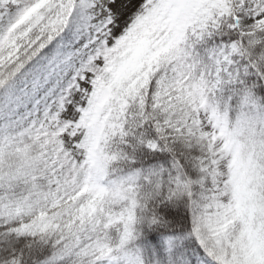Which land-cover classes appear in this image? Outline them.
<instances>
[{"label": "snow or ice", "instance_id": "6c2138e0", "mask_svg": "<svg viewBox=\"0 0 264 264\" xmlns=\"http://www.w3.org/2000/svg\"><path fill=\"white\" fill-rule=\"evenodd\" d=\"M0 264H264V0H0Z\"/></svg>", "mask_w": 264, "mask_h": 264}]
</instances>
